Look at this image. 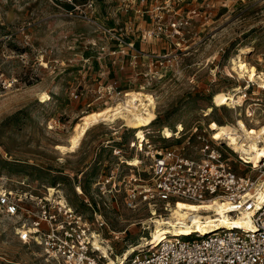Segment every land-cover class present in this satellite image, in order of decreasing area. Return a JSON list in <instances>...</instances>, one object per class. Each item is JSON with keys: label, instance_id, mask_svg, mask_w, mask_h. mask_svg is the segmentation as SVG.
I'll list each match as a JSON object with an SVG mask.
<instances>
[{"label": "rangeland", "instance_id": "1", "mask_svg": "<svg viewBox=\"0 0 264 264\" xmlns=\"http://www.w3.org/2000/svg\"><path fill=\"white\" fill-rule=\"evenodd\" d=\"M93 1L91 17L84 18L69 15L61 0H0V176L30 182L37 192L54 187L51 195L59 191L82 212L88 209L77 185L86 181L89 186V175L103 168L96 161L115 160L111 149L104 148L106 141L119 137V143L127 146L135 131L138 137V131L122 119L102 121L88 131L75 152L62 154L57 145L69 143L83 114L118 105L126 99L125 90L152 93L157 120L144 129L154 142L179 144L174 137L163 138L165 128L171 132L179 123L186 130L194 125L206 128L211 120L222 124L226 118L235 122V111L229 107L214 108L209 116L204 111L215 105L213 94L237 85L240 78L232 70L231 58L242 47L251 48L243 59L264 70V0ZM193 10L191 25L180 36L158 37L156 49L137 44L147 53L173 51L179 56L177 67H170V62L158 65L162 75L150 87L127 88L124 70L109 75L94 60L95 43H105L103 26L143 20L147 30L158 20L192 16ZM147 64L148 59L142 60L143 67ZM113 77L122 82L124 91L100 99ZM43 92L51 99L41 101ZM115 209L105 212L112 232L105 229L104 237L120 255L143 235L148 237L150 230L144 229L146 209L130 210L121 200ZM14 226V218L0 209V264H54L39 247L22 243Z\"/></svg>", "mask_w": 264, "mask_h": 264}, {"label": "built area", "instance_id": "2", "mask_svg": "<svg viewBox=\"0 0 264 264\" xmlns=\"http://www.w3.org/2000/svg\"><path fill=\"white\" fill-rule=\"evenodd\" d=\"M61 1L69 15L90 18L94 11L93 0ZM191 12L192 16L166 23L158 20L153 28L139 30L141 38L151 41L161 36H180L183 28L191 25L196 11ZM132 31L138 33L132 24L103 26L101 34L105 43H95L94 60L100 61L110 55L112 63L124 70L125 58L129 57V63L135 66L130 73L133 80L129 82L132 87L140 85L143 90L160 79L158 65L167 62L169 66L170 62V67H177L179 56L173 51L147 53L129 35ZM142 58L148 59V67H137ZM260 70L263 69L258 68ZM131 90H121V82L113 77L100 99L118 96L123 91L127 99V94L134 92ZM225 92H232L234 101L231 100L230 105H217L214 102L216 92L213 94L215 105L210 107L209 114L205 110L204 116H209L214 108L229 107L235 111L236 123L240 118L249 128L261 129L256 140L263 143L264 88L258 81L242 78L237 80L235 88ZM72 95L80 96L76 91ZM225 121L229 123L230 120L226 118ZM209 126L194 125L187 130L183 127L173 130L172 137L163 135L165 140L174 137L179 144L154 142L144 128V137H137L135 131L127 146L119 143V137L108 139L104 148L111 149L115 160L96 161V166L103 168L98 169L95 176L89 175L88 187L86 181H80L76 187L88 209L86 212L73 207L59 191L51 195L50 189L54 187L37 192L32 183L12 181L5 176H0L3 180L0 181V209L14 218L18 239L39 247L54 264H110L99 244L109 249L116 264H264V157L254 161L236 151L227 139L214 138V130ZM239 133V138L248 142L244 132L240 130ZM135 158L138 162L131 163ZM51 196H57V200H52ZM120 200L130 210L146 209L149 221L171 215L178 200L220 203L232 216L249 213L251 226L229 224L207 234H170L158 243L138 247L128 256V249L116 255L104 237L105 229L112 232L105 212L115 213ZM208 211L215 212L214 209Z\"/></svg>", "mask_w": 264, "mask_h": 264}, {"label": "bare ground", "instance_id": "3", "mask_svg": "<svg viewBox=\"0 0 264 264\" xmlns=\"http://www.w3.org/2000/svg\"><path fill=\"white\" fill-rule=\"evenodd\" d=\"M251 51L249 46L242 47L234 57L231 58L232 70L236 72L240 79H250L251 81H258L261 87L264 88V71H258L254 64L243 59V54ZM230 96V97H229ZM51 99L48 93H42L41 101ZM234 98L232 92L221 91L215 94L214 102L217 105H230V101ZM118 101V100H117ZM157 101L151 94L143 93L141 91H134L127 94V99L118 105H109L100 110L90 111L81 117V121L76 123L74 132L69 137L68 144H59L57 148L60 149L62 154L75 152L80 147L83 139L88 131L102 121L115 123L118 119L124 120L126 125L138 131V137H144L143 128L150 126L157 120L156 112ZM210 107L207 111L209 114ZM210 128L214 130V138H225L238 152L248 155L254 161H259L264 157V142L258 143L256 138L259 136L261 129L254 127L249 128L246 123L238 118V122H229L219 124L217 121L210 122ZM176 129H183V124L176 125ZM251 129V130H250ZM242 130L248 142L244 143L239 138V131ZM164 136L172 137L173 130L163 131ZM138 159L135 158L131 163L136 164ZM43 195V194H42ZM53 200V197H50ZM56 199V198H55ZM64 201V200H62ZM209 209H214V213H210ZM250 214L243 212L242 215L232 216L221 207L220 203L209 204L199 202H189L178 200L172 209L169 217H158L154 221L144 220V229H149V236H142L139 242L131 244L127 249L128 256L132 251L138 247L147 246L151 243H158L165 239L168 233H175L174 235H190L195 232L207 234L217 228L232 225H246L251 226ZM99 248L105 253V257L109 259L110 264H116L117 261L111 255L106 246ZM126 251V250H125ZM124 251V252H125ZM122 258V257H120Z\"/></svg>", "mask_w": 264, "mask_h": 264}, {"label": "crops", "instance_id": "4", "mask_svg": "<svg viewBox=\"0 0 264 264\" xmlns=\"http://www.w3.org/2000/svg\"><path fill=\"white\" fill-rule=\"evenodd\" d=\"M124 26L125 25H128V24H132L135 26V30L138 32V33H134L135 31H132V32H129V35L132 37V39L140 46L144 47V46H148L149 48H153V49H156V47H158V43H157V39L158 38H155L154 40H151V41H146L144 39H141V35L139 33V30H144L148 24H146L143 20H137V21H132L131 19L129 21H126V22H123L122 23ZM144 59L146 58H142L140 59V64L137 66V67H143L142 66V60L144 61ZM112 56L110 55H106L105 57H103V59H101L100 61L99 60H96L97 61V64H98V67L100 69H103L105 72H107L109 75H116L117 73L116 72H119L118 71V68L120 67L118 64L114 65L112 63ZM126 60V63L124 64V66L122 67H125L124 69V73L123 75H125V78L122 80L124 82V86H128V87H132L133 85L130 83L132 82V78H130V73H132V67H135V66H132L130 63H129V57H126L125 58ZM147 62V60L145 61ZM149 64V63H148ZM147 64V65H148ZM131 79V81H130ZM130 81V82H129ZM122 83V82H121Z\"/></svg>", "mask_w": 264, "mask_h": 264}]
</instances>
